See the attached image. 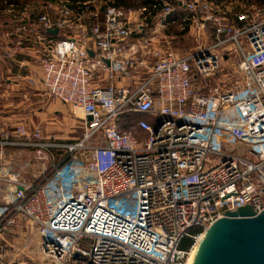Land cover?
Wrapping results in <instances>:
<instances>
[{
	"label": "built area",
	"instance_id": "obj_1",
	"mask_svg": "<svg viewBox=\"0 0 264 264\" xmlns=\"http://www.w3.org/2000/svg\"><path fill=\"white\" fill-rule=\"evenodd\" d=\"M95 1H84L89 31L57 40L47 28L60 33L83 17L66 1L58 17L47 10L52 1L43 2L38 30L22 8L2 10L19 22L4 54L15 60L30 35L41 39L42 85L84 113L75 141L45 137L41 125L0 127V247L29 228L41 249L29 262L3 264H189L198 239L227 211L249 204L264 212V5L225 22L209 0H161L165 15L177 4L215 22V42L179 56L168 44L139 51L156 34L131 43L143 29L131 16L146 6L110 3L100 12L90 8ZM231 52L240 56L241 82L204 93L196 77ZM126 111L146 114L138 121L144 138L121 128ZM16 147L55 150L53 166L35 180L11 173L3 155Z\"/></svg>",
	"mask_w": 264,
	"mask_h": 264
},
{
	"label": "rangeland",
	"instance_id": "obj_2",
	"mask_svg": "<svg viewBox=\"0 0 264 264\" xmlns=\"http://www.w3.org/2000/svg\"><path fill=\"white\" fill-rule=\"evenodd\" d=\"M51 1L53 6L48 7L47 10L51 17H58L61 14L62 2L66 0H59V4L53 0H14L13 2L20 4L19 8L17 7V12L22 8L26 16V22L29 21V19L32 20L34 22V28L38 30L40 26L37 23V15L46 11L43 2L51 3ZM93 3L94 8L91 7V9L102 12V0H97ZM172 3H175V0L172 1ZM236 6H239V9H235ZM175 7L176 10L173 14L165 15L163 12H159L157 16L151 20L152 22L148 21L150 19L149 15L141 14L138 11L132 14L131 17L135 27L139 25L143 26L141 32L138 30L139 33L136 35L138 38H133V41L143 43V38H148L154 34L157 35V39L148 46H145L146 44H138L139 51L158 48L163 49L166 44H168L179 56H187L196 52L198 47L209 46L215 42V22L213 20L203 21L207 13L199 10L197 12V18H195V15L189 10L177 4ZM216 7L218 10L217 14L214 16H221L224 18L225 22L234 19L236 14L241 11L251 10V12L254 13L258 8L256 5L249 6L240 1L228 3L225 7H222V5H216ZM87 9L86 7V15L82 13L83 17L79 19L78 16L72 17V21H70L68 27L63 28L57 35L61 37H75L76 35L82 36L84 34L83 32L89 31L91 23L87 22L89 21V10ZM75 14L77 13L75 12ZM18 25L19 22L15 20L13 11L6 10L0 13V66H7L10 63L7 60L11 59L4 54V50L16 43ZM29 39L32 40L27 42V44L32 43V45H30L31 52L36 53L38 51V53L41 54L44 48L48 46L44 44L41 39H35L34 36L30 35ZM132 40L131 43L133 42ZM241 41L245 48L248 49L245 40L241 39ZM26 47H24V49ZM18 55L19 54H17V56ZM17 56L15 58H17ZM239 59L240 56L236 52L226 54V56L220 58V66L215 72L210 75L199 73L196 77V84L201 87L204 93L208 94L233 88L237 83L241 82V77L237 69ZM32 61L34 62V60ZM38 63L37 65H39ZM31 78L34 79L35 77ZM43 91L45 95L51 98L48 105V107H51L49 118L40 122L42 123V128L44 127V136L48 137L54 135L58 139L64 141H75L81 137L84 126V113L81 108L69 104L65 105L60 100L49 96L44 86ZM131 116H134V118L138 117L133 114ZM34 122L39 121L36 120ZM124 123L128 124V119H126ZM2 126L3 124L0 123V127ZM51 153L56 154L55 150L52 149L50 151H43L20 147L7 148L4 151L3 163L11 173L19 174L29 180H35L41 176L43 172L49 170L53 166ZM39 238V235L37 233L34 234V231L29 230V228L17 229L14 235L0 247V264L13 259H17V262L21 263L31 261V258L41 250Z\"/></svg>",
	"mask_w": 264,
	"mask_h": 264
},
{
	"label": "water",
	"instance_id": "obj_3",
	"mask_svg": "<svg viewBox=\"0 0 264 264\" xmlns=\"http://www.w3.org/2000/svg\"><path fill=\"white\" fill-rule=\"evenodd\" d=\"M46 31L59 33L58 28ZM204 235L193 264H264V212L249 204L227 211Z\"/></svg>",
	"mask_w": 264,
	"mask_h": 264
},
{
	"label": "crops",
	"instance_id": "obj_4",
	"mask_svg": "<svg viewBox=\"0 0 264 264\" xmlns=\"http://www.w3.org/2000/svg\"><path fill=\"white\" fill-rule=\"evenodd\" d=\"M0 11L2 13L1 9ZM51 39L57 40L55 38L49 40ZM30 45L32 43L28 44V47L15 60L6 59L10 62L9 65L0 66V123L3 124L2 127L20 122L29 126L41 125V121L49 118L51 107L48 105L51 98L44 94L40 80L41 72L37 65L40 53L31 52ZM31 77L37 79L35 84L29 83ZM36 120L39 122H34Z\"/></svg>",
	"mask_w": 264,
	"mask_h": 264
},
{
	"label": "trees",
	"instance_id": "obj_5",
	"mask_svg": "<svg viewBox=\"0 0 264 264\" xmlns=\"http://www.w3.org/2000/svg\"><path fill=\"white\" fill-rule=\"evenodd\" d=\"M13 1L14 0H0V9L4 10L6 7H8L11 4L19 8L20 4H18L17 2H13ZM53 1L57 2L59 0H53ZM66 1H67L66 4L70 8H72L75 12L77 13L85 12L86 7L84 5V1H87V0H66ZM170 1H174V0H170ZM209 1L213 2L216 5H222V7H225V5L228 3H235L236 1L243 2L246 5L248 4L249 6L256 5L260 7L264 5V0H209ZM110 3H114L116 5H122V6H125L126 8L128 7L138 8L140 6H146L148 10L145 13V15H149V18H150L148 21L153 20L157 16V14L161 12V9L163 7L161 0H102V7L104 8L105 4H110ZM91 7L94 8V6L90 5V8ZM235 9H239V6H236ZM88 20L89 21L87 22L89 23L93 21L92 18H88ZM47 35H49L50 38H55V39H59L61 37L60 35H55L52 33H48ZM132 114L138 117L134 118V116H131ZM143 117H146V114L126 111L122 115V118L120 119V126L122 129L132 131L133 133L137 134L141 138H144L146 136V133L138 127V121L139 119ZM126 119H128V122H129L128 124L124 123ZM200 230H201L200 228H196V231H200ZM192 243H193V239L186 238L182 246L187 248Z\"/></svg>",
	"mask_w": 264,
	"mask_h": 264
},
{
	"label": "bare ground",
	"instance_id": "obj_6",
	"mask_svg": "<svg viewBox=\"0 0 264 264\" xmlns=\"http://www.w3.org/2000/svg\"><path fill=\"white\" fill-rule=\"evenodd\" d=\"M204 234L198 239L197 241V244L195 246V248L193 249V252H192V255H191V258H190V261H189V264H193L194 260H195V257H196V254L198 252V249L200 247V244H201V241L202 239L204 238Z\"/></svg>",
	"mask_w": 264,
	"mask_h": 264
}]
</instances>
